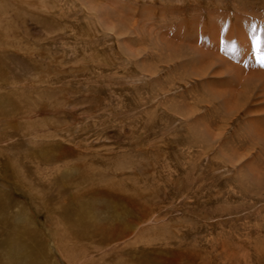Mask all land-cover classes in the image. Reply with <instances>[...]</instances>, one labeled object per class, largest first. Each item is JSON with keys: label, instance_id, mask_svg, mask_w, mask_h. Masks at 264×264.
Returning <instances> with one entry per match:
<instances>
[{"label": "rangeland", "instance_id": "1", "mask_svg": "<svg viewBox=\"0 0 264 264\" xmlns=\"http://www.w3.org/2000/svg\"><path fill=\"white\" fill-rule=\"evenodd\" d=\"M262 64L264 0H0V264L111 262L57 244L82 191L170 264H264Z\"/></svg>", "mask_w": 264, "mask_h": 264}, {"label": "bare ground", "instance_id": "2", "mask_svg": "<svg viewBox=\"0 0 264 264\" xmlns=\"http://www.w3.org/2000/svg\"><path fill=\"white\" fill-rule=\"evenodd\" d=\"M2 157H3L2 153H0V158ZM37 167L41 168L39 165ZM41 174L44 176L45 173H39V176ZM85 175L86 174L81 175L78 177V179L76 178V180H74V178L72 179L69 175L63 174L62 178L64 179L65 185H67L68 187L72 186L82 191L83 189L86 188L85 187L86 182L84 180ZM89 192L91 193L89 194L87 191L86 193H83L82 191V195L81 193L79 194L82 199L81 203L85 204L82 206V212H78V213L76 212L75 216L66 217L67 218L66 222L63 220L64 221L63 224L62 225L60 224V226L62 227L61 232L60 233L58 231L56 232V236L58 237L60 242L57 243L58 245H61V242H63V245L64 244L66 245L67 242L65 239H69L70 241L74 239V240H78L79 242H86L88 246L90 245L89 247L93 246V249L94 250L96 249V253H101V255L105 256L107 260H110L111 262H109L108 264H170L169 260L165 256V253H163L164 255L163 256L162 252H160L159 250L152 251L151 249H149L150 243H148V234H147L149 232L147 229L149 225L147 226V222L150 221H148V211L143 207L144 203L141 202L139 203V201L137 202L136 199L135 201L133 197L127 196L125 203L126 208L123 207L125 205H122L120 203H119L120 205L113 203V205H111L113 206L114 209L113 213H110V216L105 220V219H100L98 215L94 212L93 207L97 205H90L88 204V202H86V200L94 199L96 197L95 191H89ZM32 198L34 204H36V206L38 207L37 209L44 210L43 208H45L44 207L45 205L43 206V204L40 202L41 200L38 201L37 197L35 196ZM122 201L125 202L124 200ZM39 204H42V207H40ZM20 215H21L20 217H23V219H21L20 222L18 221L19 222L18 224H22L21 221L28 220L26 218V216H28V212L23 211ZM52 218L54 217L52 216ZM60 235L61 238L59 237ZM132 236L136 238V239L133 238L135 239L134 242L133 239L129 240ZM61 239L65 241H61ZM38 241L39 242L36 245V247L38 249L41 248L43 255L45 254V256H47L48 254L50 260H52L54 264H57L51 254V251L44 244V242L41 241L40 239ZM131 241L133 243H131ZM112 244H114L115 246L113 245L112 250L109 248L108 250L109 253L111 250L112 257L113 255L115 257L117 256V258L114 260L111 257L107 258L109 257V255H107V252L105 250V247L107 249V247H109ZM70 248L66 247L62 249L61 253H63L62 254L63 258L66 260H68L69 256H71ZM129 255H132L134 257V261L132 259L128 260L126 258L122 259V257ZM175 257H177V254L173 255V258ZM104 261L108 262L106 260ZM170 261H172V259H170ZM105 262L104 264H107Z\"/></svg>", "mask_w": 264, "mask_h": 264}, {"label": "snow or ice", "instance_id": "3", "mask_svg": "<svg viewBox=\"0 0 264 264\" xmlns=\"http://www.w3.org/2000/svg\"><path fill=\"white\" fill-rule=\"evenodd\" d=\"M254 39H255V37H254ZM262 66H264V64H262Z\"/></svg>", "mask_w": 264, "mask_h": 264}]
</instances>
